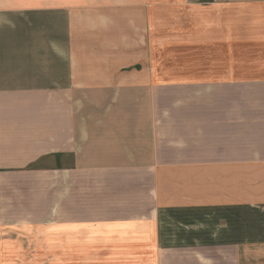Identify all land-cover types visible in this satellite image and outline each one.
I'll use <instances>...</instances> for the list:
<instances>
[{
  "label": "crops",
  "instance_id": "crops-1",
  "mask_svg": "<svg viewBox=\"0 0 264 264\" xmlns=\"http://www.w3.org/2000/svg\"><path fill=\"white\" fill-rule=\"evenodd\" d=\"M257 197L264 0H0V264H239Z\"/></svg>",
  "mask_w": 264,
  "mask_h": 264
},
{
  "label": "rangeland",
  "instance_id": "rangeland-1",
  "mask_svg": "<svg viewBox=\"0 0 264 264\" xmlns=\"http://www.w3.org/2000/svg\"><path fill=\"white\" fill-rule=\"evenodd\" d=\"M167 66L168 60L162 61ZM192 72L194 74H192ZM162 71V80H170L173 77H187L192 74V78H199V71ZM248 194L244 193L242 200H247ZM256 205L249 206L242 203L241 227L256 228L258 244L245 246L244 250L239 253V264H264V198L257 197ZM254 207V208H253ZM251 211V212H250ZM251 213V215H250ZM243 215L245 218H243ZM250 215V217L248 216ZM81 259L94 258L88 253H80ZM120 255V254H119ZM118 255V256H119ZM105 258L104 253L99 255ZM213 256L217 254L213 253ZM59 253L56 251L55 237H35L33 240H23L20 242V249L16 252L9 253L5 259V264H58ZM226 262V261H224Z\"/></svg>",
  "mask_w": 264,
  "mask_h": 264
}]
</instances>
